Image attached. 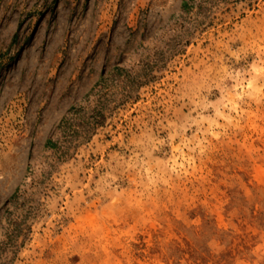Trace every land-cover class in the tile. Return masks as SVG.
Wrapping results in <instances>:
<instances>
[{"label":"rangeland","instance_id":"rangeland-1","mask_svg":"<svg viewBox=\"0 0 264 264\" xmlns=\"http://www.w3.org/2000/svg\"><path fill=\"white\" fill-rule=\"evenodd\" d=\"M0 264H264V0H0Z\"/></svg>","mask_w":264,"mask_h":264}]
</instances>
